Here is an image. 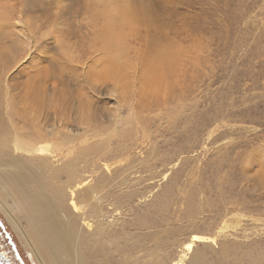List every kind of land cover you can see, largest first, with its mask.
<instances>
[{
	"label": "rangeland",
	"instance_id": "rangeland-1",
	"mask_svg": "<svg viewBox=\"0 0 264 264\" xmlns=\"http://www.w3.org/2000/svg\"><path fill=\"white\" fill-rule=\"evenodd\" d=\"M107 4L0 0V15L12 16L9 30L0 32V53L15 52V58L4 57L0 65V79L8 74L9 80L0 84L2 130L10 129L6 100L18 105L17 94L41 74L39 81L52 100L45 114L48 123L99 130L98 137L76 142L75 162L86 166L90 163L85 160L102 156L100 149H110L109 143L114 148L101 161L114 170L97 181L102 196L110 192V203H130L126 219L117 226L118 252L129 247L133 251L146 242L149 236L138 233L140 224L149 221L157 227L153 247L157 244L163 251L160 258L167 262L181 255L180 245L197 233L216 236L215 244L195 247L206 255V264H264V0H128L132 14L144 5L154 22H140L135 14L127 42L120 45L106 44L101 35ZM16 12L27 24L34 21L32 28L36 26L37 43L31 53L14 25ZM151 39L176 56L179 71L173 85L177 95L182 91L190 95L177 110H164L163 119L152 114L145 118L146 109L164 96L162 85L150 80L149 74L146 77L152 62ZM108 54L134 64L129 69L135 80L130 104L111 91L113 79L92 75V67ZM133 105L141 127L133 120ZM16 116H12L15 123ZM209 130L214 132L207 138ZM86 139L91 148L79 150ZM176 160L171 177L164 179L160 174L165 166ZM124 182L136 184L126 188ZM23 223L28 225L26 219ZM191 257L189 253L184 264H190ZM0 264H35L1 212Z\"/></svg>",
	"mask_w": 264,
	"mask_h": 264
},
{
	"label": "bare ground",
	"instance_id": "bare-ground-1",
	"mask_svg": "<svg viewBox=\"0 0 264 264\" xmlns=\"http://www.w3.org/2000/svg\"><path fill=\"white\" fill-rule=\"evenodd\" d=\"M102 1L108 3L105 16L103 15L106 27L101 34L106 44L113 45L112 42L115 41L120 45L121 42L126 41L127 30L136 20L135 14L140 22L146 24L154 22L152 12L144 5L137 7L136 13L132 14L127 4L128 0ZM18 13V20H15L14 25L16 29L20 28L19 34L26 38V43L30 48L29 53H31L35 49L36 34L33 29L36 26L32 28L31 24L34 21L32 23L30 21V24L28 20L29 24H27L21 17L24 15L20 14L21 16H19ZM11 17L8 14L0 15V32L9 30ZM8 34L5 33L6 36H9ZM4 41L5 44L9 43L6 42V39ZM155 42L157 43L155 39L150 41L152 50L149 54L152 57V62L146 77L149 74L150 80L154 79L162 85L164 96L161 101L155 102L146 109L148 115L145 118L152 114L163 119L161 114L164 110L168 112L177 110L185 101L190 100V95L184 91L177 95L173 85L179 71L176 69V56L168 47L160 48L154 44ZM104 48L107 47L104 46ZM14 53L5 50L0 53L1 68L5 58H15ZM112 54L105 56L99 66L92 67V75L94 78H101V80L102 78L113 79L116 84L113 83L111 91L118 94L120 101L130 104L132 103L130 97L133 96L132 93L135 89L133 87L135 80L131 77L129 70L133 63L129 59L118 60ZM122 56H124V52H122L121 58ZM40 75L36 80L30 81L24 90L17 94L19 96L18 105L15 104V101L7 99L6 96L5 111L10 124L9 132L2 130V120L0 119V212L18 236L20 244L30 255L31 260L35 264H184L188 254L192 253L190 264H206L204 258L206 255L196 250L195 247L198 243L215 244L216 236L192 233L182 244L180 243L181 255L179 254L167 262L160 258L163 251L157 248V244L153 247L154 240L152 238L155 236L157 227H152L149 221L140 224L142 233H138L140 237L149 236L146 242L133 251L130 247L123 248L120 252L117 251L119 250L115 238L117 226L120 225L122 218L126 219L127 216L124 214H126L130 203L126 204L125 202L122 206L110 203V192L102 196L97 181L100 176H106L114 170L111 164L101 163L106 159V154L114 153V148L109 143L110 149L106 151L100 149L99 154L102 156H89L85 160L90 164L80 166L76 163L75 157L78 151L76 142L82 140L83 137L96 138L95 135L98 137L99 130L83 128L81 131L71 127H69L71 129L65 128L56 122L48 123L45 114L51 107L52 100L47 96L48 89L43 87L39 81V78L43 79ZM6 77L8 74L0 79V84L3 80L9 82ZM5 86L9 89L8 83ZM120 103H118L119 107ZM131 110L134 113L132 117L137 126H143L139 117L136 116L134 105ZM13 115H17L16 123L12 119ZM209 127L207 126V128ZM207 128L203 127L202 129L206 130ZM213 132V130H209L206 133L207 138ZM135 134H139V130H136ZM84 143L86 145L79 146V150L84 147L91 148L92 142L89 139H86ZM95 144L98 147L100 145L97 142ZM178 160L180 159L178 158ZM178 160L165 166L166 168L160 174L164 179L171 177ZM119 166L117 165L116 168ZM47 174L49 177L46 176ZM138 180L139 178H134V182ZM124 183L122 184L126 188H132L136 184ZM23 219L27 220L28 225L23 223ZM119 227L123 228V226ZM123 244L124 242L121 243V247ZM224 244L221 246L226 247ZM148 256L149 259H147ZM251 261L255 263V257Z\"/></svg>",
	"mask_w": 264,
	"mask_h": 264
}]
</instances>
